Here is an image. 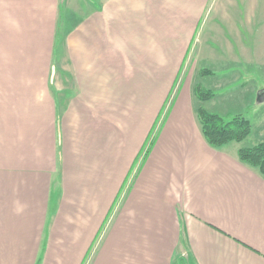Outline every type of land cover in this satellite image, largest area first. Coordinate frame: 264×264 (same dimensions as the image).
<instances>
[{
    "label": "crops",
    "instance_id": "1",
    "mask_svg": "<svg viewBox=\"0 0 264 264\" xmlns=\"http://www.w3.org/2000/svg\"><path fill=\"white\" fill-rule=\"evenodd\" d=\"M251 70L264 0H0V264H264V175L190 78Z\"/></svg>",
    "mask_w": 264,
    "mask_h": 264
},
{
    "label": "rangeland",
    "instance_id": "2",
    "mask_svg": "<svg viewBox=\"0 0 264 264\" xmlns=\"http://www.w3.org/2000/svg\"><path fill=\"white\" fill-rule=\"evenodd\" d=\"M248 74L250 75H246L245 77H233L232 85L226 83V80L220 83L218 77L215 80L210 78L211 76L202 77L199 74L190 77L193 80L194 88L197 84H200L195 83L196 81L206 84L207 80L213 79L212 83L217 87V93L212 90L215 97L207 102L214 100L216 97L215 102L221 99L220 101L222 102H220L218 109H216L218 111L215 113L221 114L226 121H231L236 115H242L250 120L252 133L247 140L240 143L244 147H252L260 142H264V102L259 103L257 101V97L261 93L259 89L264 91V73L261 70L259 75L257 72L251 70ZM227 78L230 83L232 77ZM213 111L214 108L210 112ZM246 143L247 145H245Z\"/></svg>",
    "mask_w": 264,
    "mask_h": 264
},
{
    "label": "trees",
    "instance_id": "3",
    "mask_svg": "<svg viewBox=\"0 0 264 264\" xmlns=\"http://www.w3.org/2000/svg\"><path fill=\"white\" fill-rule=\"evenodd\" d=\"M194 92L202 102L215 97L212 90L200 84L195 86ZM197 117L206 141L213 148H221L231 143H242L252 133L250 120L242 115H236L231 121H226L221 114L199 108ZM238 156L241 162L258 169L264 175V142L252 147H242Z\"/></svg>",
    "mask_w": 264,
    "mask_h": 264
},
{
    "label": "water",
    "instance_id": "4",
    "mask_svg": "<svg viewBox=\"0 0 264 264\" xmlns=\"http://www.w3.org/2000/svg\"><path fill=\"white\" fill-rule=\"evenodd\" d=\"M257 101L259 103H263L264 102V91L260 95H258Z\"/></svg>",
    "mask_w": 264,
    "mask_h": 264
}]
</instances>
